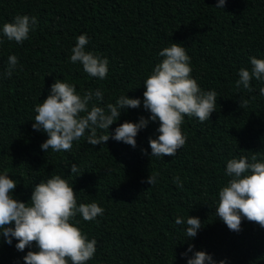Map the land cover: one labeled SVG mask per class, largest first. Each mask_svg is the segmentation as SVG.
Listing matches in <instances>:
<instances>
[{
	"label": "trees",
	"instance_id": "obj_1",
	"mask_svg": "<svg viewBox=\"0 0 264 264\" xmlns=\"http://www.w3.org/2000/svg\"><path fill=\"white\" fill-rule=\"evenodd\" d=\"M218 2L0 0V175L17 181L13 196L27 203L36 184L59 174L76 191L77 205L95 202L104 209L92 221L79 214L70 221L98 242L86 264H187L195 251H206L216 264H264V227L242 219V230L234 232L216 213L219 191L231 179L227 162L253 155L264 162V80L253 79L251 91L236 85L239 70H251V57L264 59V0H227L224 9L216 8ZM17 15L38 21L23 44L2 36L3 25ZM83 34L90 38L85 50L109 60L104 80L70 60ZM173 43L185 47L200 88L217 93L209 121L185 116L181 130L187 141L176 156L151 157L149 138H158L160 126L151 120L135 148L111 138L92 146L86 133L71 151L42 150L48 136L32 127L35 107L57 79L75 85L81 96L101 90L103 102L93 98L89 107L106 108L122 95L139 98V108L122 110L110 126L114 135L125 121L150 118L143 107L144 84L164 59L159 53ZM11 55L19 63L9 77ZM242 99L249 101L243 109ZM150 174L156 176L153 186L144 182ZM189 216L203 225L195 238L186 234ZM177 217L184 223L176 224ZM17 243L0 237V264H25L27 252L38 251H18ZM190 245L193 252L183 256Z\"/></svg>",
	"mask_w": 264,
	"mask_h": 264
},
{
	"label": "clouds",
	"instance_id": "obj_2",
	"mask_svg": "<svg viewBox=\"0 0 264 264\" xmlns=\"http://www.w3.org/2000/svg\"><path fill=\"white\" fill-rule=\"evenodd\" d=\"M226 2L219 0L216 8L224 9ZM37 23L35 16L17 15L12 22L3 25L2 36L23 44ZM89 40L87 34L77 37L70 60L73 64H82L91 77L104 80L108 75L109 60L86 51ZM159 55L164 59L154 67L144 84L143 107L151 113L150 118L141 117L139 122L125 121L115 129L114 135L108 131L110 126L119 120L122 110L139 108V98L122 95L115 104L108 103L106 108L95 103L89 107L93 98L103 102L101 90L97 89L95 93L89 91L81 96L75 85L57 79L48 97L35 107L37 115L32 127L48 136L41 145L42 150L46 153L49 149L71 151L73 142L79 141L86 133L87 143L92 146L104 145L111 138L135 148L138 133L147 128L151 120L159 121L160 125L158 138H149L151 157L176 156L187 141L181 130L185 116H195L200 122L209 121L212 113L216 112L217 93L214 90L203 91L196 79L191 77V58L181 44L173 43ZM18 63L15 55L8 57L7 76L11 77ZM250 63L251 70L241 68L236 82L238 88L243 86L249 91L252 90L253 79L264 80V59L253 56ZM260 94L264 95V87L260 88ZM248 104L247 99L239 102L242 109ZM98 129L108 134L97 135ZM142 151L148 154L146 149ZM70 169L71 174L79 172L75 163ZM226 174L231 179L219 191L218 217L234 232L242 230V219L264 227V162H258L255 155L251 160L247 157L231 159L227 162ZM144 182L153 186L156 176L150 174ZM174 182L182 186L179 177H175ZM17 184L9 175H0V237L9 245L15 238L18 251L32 247L38 249L27 252L25 264H86L94 257L97 240H89L70 221L77 214L85 221H92L104 214L102 207L95 202L77 205L76 191L59 174H52L46 182L36 184L27 203L14 198ZM175 223L183 224L184 220L177 217ZM202 227L199 217L189 216L187 236L195 238ZM193 249L194 245H190L182 255L187 257ZM206 262L216 264L206 251H195L187 259V264ZM219 264H226V260L219 261Z\"/></svg>",
	"mask_w": 264,
	"mask_h": 264
}]
</instances>
